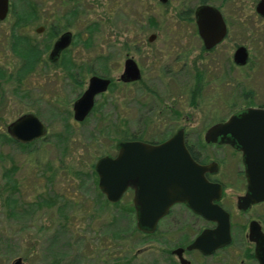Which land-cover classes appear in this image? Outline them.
<instances>
[{
    "label": "rangeland",
    "instance_id": "374dc122",
    "mask_svg": "<svg viewBox=\"0 0 264 264\" xmlns=\"http://www.w3.org/2000/svg\"><path fill=\"white\" fill-rule=\"evenodd\" d=\"M8 1L0 22L2 74H13L19 64L10 49L11 32L42 48L50 37L46 31L35 34L34 27L52 16L73 33L65 56L73 65L63 72L33 68L27 83L0 76V264L15 257L23 264H104L115 257L169 264L162 252L168 243L158 245L152 234L135 228L127 196L106 201L92 164L102 154L113 155L115 142L129 134L160 141L181 126L187 143L201 158L217 161L220 172L241 168L237 153L205 144L203 134L237 108L264 104V26L251 24L255 0H206L219 5L228 34L203 58L193 26L176 18L198 0ZM150 33L155 38L148 42ZM238 44L247 47L249 58L236 68L231 54ZM126 56L137 63L141 78L97 95L91 113L75 121L71 103L85 88L86 68L115 81ZM66 70L82 82H71ZM201 70L199 83L193 75ZM28 110L46 125L45 136L23 146L6 140L5 125ZM234 248L218 252L220 264H238Z\"/></svg>",
    "mask_w": 264,
    "mask_h": 264
},
{
    "label": "water",
    "instance_id": "95a60500",
    "mask_svg": "<svg viewBox=\"0 0 264 264\" xmlns=\"http://www.w3.org/2000/svg\"><path fill=\"white\" fill-rule=\"evenodd\" d=\"M164 2L165 0H159ZM9 1L0 0V20L8 12ZM255 10L264 15V0H258ZM197 33L204 47L210 48L225 35L226 28L219 10L210 4H200L194 9ZM151 34L148 38H153ZM70 41V33L65 31L53 43L50 57L55 58ZM235 64L247 61V51L243 45L232 54ZM120 79L133 82L140 73L131 57L123 60ZM109 79L92 75L81 94L72 103V118L82 121L89 113L95 96L106 90ZM12 139L28 143L46 134L45 125L33 113H24L5 128ZM205 143L226 144L240 152L243 171L246 174V191L237 199V207L245 209L251 203L264 200V187L254 190V183L263 180L252 172L264 174V107H244L232 112L225 120L209 126L203 134ZM114 156L101 155L94 164L97 188L106 201L120 200L127 186L133 188V208L135 228L143 234H151L156 221L175 202H183L193 211L208 219L221 220L213 230H206L197 236L187 248H195L208 254L215 248L229 242L227 213L212 203L220 194V186L203 177L206 171H215L216 163H197L189 154L183 129L177 128L159 143L139 139H119L115 142ZM249 240L255 242L254 256L259 264H264V235L250 225ZM181 264L187 263L180 259ZM12 264H23L15 257ZM188 264V263H187Z\"/></svg>",
    "mask_w": 264,
    "mask_h": 264
},
{
    "label": "flooded vegetation",
    "instance_id": "af4514ba",
    "mask_svg": "<svg viewBox=\"0 0 264 264\" xmlns=\"http://www.w3.org/2000/svg\"><path fill=\"white\" fill-rule=\"evenodd\" d=\"M257 2H258V0H255V2L253 4V15L250 18L252 21L251 24H253L254 29L259 28L260 25L264 26V15L257 13L255 10V6H256ZM200 4H210V5H213L214 7H216L222 16V19L224 21L225 28H226L225 35L223 36L221 41H219L215 45L211 46L210 48L204 47L203 42L197 33V29H196V25H195L194 9L196 8V6H198ZM6 16H7V14L5 15V17L3 19L0 20V22L3 21L6 18ZM176 18L179 21H183L184 23H187V24H190L193 26L194 34H195L196 38L198 39L199 45H200V47H199L200 53L199 54L202 56V58L204 55H207L215 47H217L225 39V37L228 34L226 21H225L222 13L220 11L219 5H214V4L208 3L206 0H198V3L195 6H184V8H181V10L178 12V14H176ZM54 20H59V16H52L51 21H49L47 23L43 22L42 24H38L36 27H34V33L35 34H40V33H43L44 31H46L50 37L49 43L46 44L48 46L43 45L42 48H40L38 46H34V44H30L29 43L30 38L26 37L25 35L16 34L14 31L11 32L12 43H10V49L12 50V52L15 55H17V57H19V64H18V66H17V68L13 74H11V72H4L2 74V72H1L2 69L0 68V76L3 75L5 80L11 81L13 84H20L22 82H24V83L30 82L31 72H32L33 68H35V69L37 67H42L44 69L49 68V67L60 68V70L63 72L64 67H65V69L67 67H70V68L72 67V65H73L72 61L69 58L65 59V56L68 53V49H69V47L73 41V33L70 30H68L67 24H62V26L58 27L57 21H54ZM255 26H257V27L255 28ZM65 31H68L70 33L69 44L65 48L61 49L59 51V53L57 54V56H55V58L51 59L52 56L50 57V52H51L53 43L60 36V34L65 32ZM151 34H153L154 36L150 41H152L155 38V34L150 33L146 38V40L148 42H150L148 40V38ZM263 42H264V30H263ZM28 44H30V45H28ZM21 45H23V46L25 45L26 47L31 46L30 50H32L34 54H31L29 56H27L25 54V56H24L23 53H24V51L27 50V48L21 49L20 48ZM239 45H242V44L236 45L232 51V54H233L235 48ZM15 46H16V48H15ZM45 46L47 49L45 48ZM137 48L138 47L136 45V49ZM245 48L247 51V61H246V63H247L248 58H249V54H248L247 47H245ZM44 49L46 50V54H45L46 58L41 59V56H43V52H45ZM232 54H231V60H232ZM127 57H130V56H126L125 58H127ZM246 63L243 65H239V64H235L232 60V64L236 68H239V67L246 65ZM136 65H137V63H136ZM183 65H185V64H183ZM122 67H123V63H122ZM137 67L139 69V73H140L139 79H140L141 78V71H140V68L138 65H137ZM201 67H206V65H201ZM41 72H43V74H45L46 71L43 70ZM66 73H67V75L65 77L69 78L71 80V82L76 83V84H79L82 82L81 79H79L77 72H71L70 70H66ZM86 73H88V78L92 75L108 78L109 83H108L106 90L111 88L114 84L123 85V84L132 83V82H123L119 77L121 73L118 75V77L115 79V81H112L111 77L108 74L100 75V74H96L95 72H92V70L89 67L86 68ZM203 74H204V71L201 70V71H196L193 76L195 77L197 82L201 83L200 81L203 79ZM88 78H87V81H88ZM138 80H136V81H138ZM86 85H87V82H86ZM86 85H85V87H86ZM105 91H103L101 93H104ZM81 92L76 96V98L81 94ZM101 93H99V94H101ZM99 94H97V95H99ZM0 96H1V93H0ZM96 96L93 100V105H92V107H91V109L87 115H89L91 113V111L94 109ZM73 101H72V103H73ZM72 103H71V112H72ZM244 107H249V106H244ZM244 107H241V108H244ZM251 107H264V104H258L256 106L253 105ZM238 109H240V108H237V109L233 110L232 112H234ZM24 113H33L35 116H37L35 112L28 110V111H24V112L18 114L15 118H17L18 116H20ZM15 118H13L12 120H14ZM37 118L39 119L38 116H37ZM226 118L219 119V120L213 122L212 124L223 121ZM11 121H9V122H11ZM7 124L5 125L4 130L7 126ZM212 124L208 125L205 128L204 132ZM45 127H46V125H45ZM179 127H181V126H179ZM179 127H177V128H179ZM181 128L183 129L185 146H186L189 154L191 155V157L199 164H207L210 162L216 163L215 171H212V172L206 171L203 173V177L205 178V180H207L210 183L218 184L221 188L219 197L216 200L213 199L212 203L216 204L218 207H220L222 210H224L228 215L229 242L223 246L215 248L213 251H211L208 254H203L195 248L188 249L187 246L197 236H199L202 232H204L206 230L215 229V227L217 226V223H222V221L217 220V219H208L205 216H203L202 214L193 211L185 203L175 202V203L171 204L167 208L166 213L156 221L155 229L151 233L158 245H160L162 243H164V244L168 243L169 246L164 248V250H162L163 255L168 257L167 260H168L169 264H181L180 259H184L188 264H208V261L210 262V264H220L221 261L218 260V258H219L218 252L223 251V250L227 249L228 247H231L232 245H235L236 248H234L235 250L232 252H233V254H236V257H239L238 264H259L257 259L254 256L255 242L252 240H249L248 234H249V229H250V225H251L254 229L258 228V230L261 232V234L264 235V200L251 203L245 209H239L237 207V199L239 196H241L245 193L246 185H247L246 174L243 171L240 152L233 149L232 147H230L229 145H226V144H220L219 145V144H214V143H205L203 141L205 144H208V145L213 144L216 146H228L234 153L238 154L239 161L241 164V168L235 172H227V173L226 172H220L219 171L220 164L217 161H214V160L207 161L205 158H201L199 156V151L194 149L191 145H189L187 143L185 130L183 127H181ZM5 133H6V130H5ZM46 133H47V127H46ZM7 136H8V134H7ZM8 137L11 139L12 142L17 143V144H23V145H29L32 142L43 138V137H40V138H37V139L30 141L28 143H20V142L15 141L14 139H12L10 136H8ZM142 140L147 141V142H151V143H159V142L163 141L164 139H162L160 141H154V140L149 141V140H144V139H142ZM114 149H115V146H114ZM115 153H116V149H115ZM115 153L113 155H110V156H114ZM103 155H109V154H103ZM250 174H252L253 176H256V177H260V178H262L264 176V174L261 172H252ZM262 187H264V179L263 180L259 179L258 181H256L254 183V190L255 191H260L262 189ZM133 193H134L133 188H131L130 186H127V188L123 192V197L127 196L129 198L131 210L134 214V208H133V202H132ZM134 223H135V220H134ZM262 246L264 248V244H262ZM197 257H199L203 261L202 260L200 262L196 261L195 258H197ZM214 258L216 259V261L213 260ZM21 262H22V260H21ZM187 263H185V264H187Z\"/></svg>",
    "mask_w": 264,
    "mask_h": 264
},
{
    "label": "trees",
    "instance_id": "16d2710c",
    "mask_svg": "<svg viewBox=\"0 0 264 264\" xmlns=\"http://www.w3.org/2000/svg\"><path fill=\"white\" fill-rule=\"evenodd\" d=\"M31 9V8H30ZM32 10L34 11V9L32 8ZM73 11V10H72ZM25 54L27 56L31 55V54H34L32 50H30V47L27 48L26 51H24L23 55L25 56ZM193 92L196 93V90H194ZM6 138V140H9L11 141V139L8 137V136H4ZM121 139H140L142 140L141 137H138V136H135L134 134H129L128 136H125V137H122ZM23 146V144H21ZM103 155V154H102ZM92 173H94V170H93V164H92V170H91ZM116 203V202H115ZM113 261H111L110 263H104V264H133L131 263L129 260H122V258L120 257H115L112 259Z\"/></svg>",
    "mask_w": 264,
    "mask_h": 264
}]
</instances>
